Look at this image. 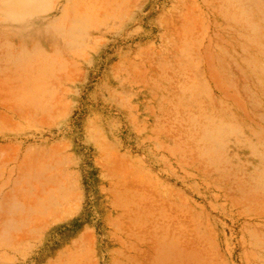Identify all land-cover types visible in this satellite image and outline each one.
I'll use <instances>...</instances> for the list:
<instances>
[{
    "label": "rangeland",
    "instance_id": "rangeland-1",
    "mask_svg": "<svg viewBox=\"0 0 264 264\" xmlns=\"http://www.w3.org/2000/svg\"><path fill=\"white\" fill-rule=\"evenodd\" d=\"M1 27L0 264H264V0H0Z\"/></svg>",
    "mask_w": 264,
    "mask_h": 264
},
{
    "label": "crops",
    "instance_id": "crops-1",
    "mask_svg": "<svg viewBox=\"0 0 264 264\" xmlns=\"http://www.w3.org/2000/svg\"><path fill=\"white\" fill-rule=\"evenodd\" d=\"M13 34H15V33L10 28H6V27L0 28V40L1 41H7V38L12 36ZM1 79H3L2 81L7 82L6 77H2ZM6 134H9V133H6ZM9 136H12V135H6V137H9Z\"/></svg>",
    "mask_w": 264,
    "mask_h": 264
},
{
    "label": "trees",
    "instance_id": "trees-1",
    "mask_svg": "<svg viewBox=\"0 0 264 264\" xmlns=\"http://www.w3.org/2000/svg\"><path fill=\"white\" fill-rule=\"evenodd\" d=\"M93 168V167H92ZM96 170H87L86 171V178H87V182H86V184L90 187L91 185H92V183L95 181V176H96Z\"/></svg>",
    "mask_w": 264,
    "mask_h": 264
}]
</instances>
